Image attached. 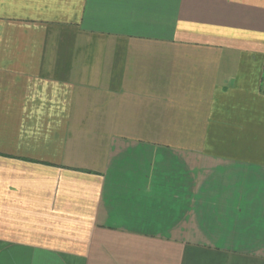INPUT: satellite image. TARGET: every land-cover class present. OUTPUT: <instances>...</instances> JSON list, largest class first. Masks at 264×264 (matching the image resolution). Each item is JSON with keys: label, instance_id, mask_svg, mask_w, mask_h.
I'll list each match as a JSON object with an SVG mask.
<instances>
[{"label": "crops", "instance_id": "1", "mask_svg": "<svg viewBox=\"0 0 264 264\" xmlns=\"http://www.w3.org/2000/svg\"><path fill=\"white\" fill-rule=\"evenodd\" d=\"M0 264H264V0H0Z\"/></svg>", "mask_w": 264, "mask_h": 264}]
</instances>
